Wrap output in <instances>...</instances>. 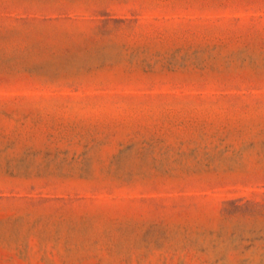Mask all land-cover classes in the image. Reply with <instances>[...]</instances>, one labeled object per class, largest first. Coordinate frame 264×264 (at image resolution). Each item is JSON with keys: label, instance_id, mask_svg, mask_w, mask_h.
Masks as SVG:
<instances>
[{"label": "rangeland", "instance_id": "rangeland-1", "mask_svg": "<svg viewBox=\"0 0 264 264\" xmlns=\"http://www.w3.org/2000/svg\"><path fill=\"white\" fill-rule=\"evenodd\" d=\"M0 264H264V0H0Z\"/></svg>", "mask_w": 264, "mask_h": 264}]
</instances>
